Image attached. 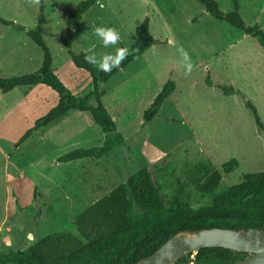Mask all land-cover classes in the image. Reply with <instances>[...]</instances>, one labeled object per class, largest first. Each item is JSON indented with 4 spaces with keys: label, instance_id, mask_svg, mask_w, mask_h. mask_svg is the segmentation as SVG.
I'll use <instances>...</instances> for the list:
<instances>
[{
    "label": "rangeland",
    "instance_id": "374dc122",
    "mask_svg": "<svg viewBox=\"0 0 264 264\" xmlns=\"http://www.w3.org/2000/svg\"><path fill=\"white\" fill-rule=\"evenodd\" d=\"M44 1L42 11V3L30 7L25 0H0V19L25 29L0 21V77L29 75L42 67L44 52L27 33L43 13L52 70L72 95L84 98L93 91V80L75 66L64 44L67 21L85 0ZM217 1L225 12L234 9L235 0ZM238 1L243 19L264 29V0ZM146 18L157 43L102 86V101L125 139L109 157L59 162L69 152L99 147L105 140L90 115L79 111L21 143L57 105L58 95L44 85L0 90V253L74 232L79 214L143 170L165 202L180 196L195 208L210 204V197L194 190L207 169L223 175L215 194L264 171V131L246 107L250 101L264 124V48L215 19L199 0H99L77 26L72 50L85 53L92 44L98 54L130 48ZM92 25L115 27L119 45L104 48ZM179 47L191 57V75L180 66ZM169 81L175 83L174 93L159 115L145 122L144 113ZM220 86L233 87L235 94L225 95ZM231 160L238 167L223 173ZM135 212L140 213L136 205Z\"/></svg>",
    "mask_w": 264,
    "mask_h": 264
},
{
    "label": "trees",
    "instance_id": "16d2710c",
    "mask_svg": "<svg viewBox=\"0 0 264 264\" xmlns=\"http://www.w3.org/2000/svg\"><path fill=\"white\" fill-rule=\"evenodd\" d=\"M99 0H85L76 8L67 21L65 48L72 62L86 71L93 80V91L84 98L72 95L61 79L52 70V55L42 35L45 22L43 13L35 30L28 36L44 52L42 67L35 73L20 77H0V90L3 94L19 87L44 85L58 95V103L48 114L40 118L33 129L21 139L27 140L35 131L46 128L63 118L70 111L88 113L96 125L105 134V140L99 147L76 149L59 158L60 163L84 159H103L109 157L117 148L124 145L125 139L118 131L117 124L105 107L102 96L103 84L107 83L120 70L110 74L97 71L84 60V52L72 50L74 32L81 23L84 14ZM215 19L224 22L236 30L258 41L264 48V29L248 24L240 13L239 1H234L230 12L222 10L217 0H199ZM45 7L42 0L41 10ZM6 25L17 30L22 26L0 19ZM157 40L150 32V20L138 26L134 43L129 48L133 55L124 61L126 69L133 56H142ZM138 50V51H137ZM212 86L210 80L207 81ZM225 95L235 94L233 87H219ZM175 83L169 81L156 97L151 107L144 113L145 122H151L159 115L165 101L174 93ZM94 103L90 104L91 100ZM246 107L251 110L257 127L264 131L257 108L250 102ZM238 167L237 160H231L223 166V173L231 174ZM204 180L195 186L203 198L210 197V204L195 208L187 199L175 196L169 202L160 194L151 182L148 171L143 170L132 176L125 184L115 188L108 196L98 200L74 220V232L62 235L52 234L35 241L24 250H9L0 253V264H138L160 249L171 237L182 231H195L208 228H226L237 230H264V171L249 173L240 184L231 186L215 194L221 185L223 175L214 168L207 169ZM135 205L140 213L135 212ZM248 254L223 248H207L195 255L196 264H233ZM191 255L176 264L190 262Z\"/></svg>",
    "mask_w": 264,
    "mask_h": 264
},
{
    "label": "water",
    "instance_id": "95a60500",
    "mask_svg": "<svg viewBox=\"0 0 264 264\" xmlns=\"http://www.w3.org/2000/svg\"><path fill=\"white\" fill-rule=\"evenodd\" d=\"M207 248H223L248 254L233 264H264V230L208 228L182 231L138 264H176L189 255L193 260L185 264H196L195 255Z\"/></svg>",
    "mask_w": 264,
    "mask_h": 264
},
{
    "label": "clouds",
    "instance_id": "9594fccd",
    "mask_svg": "<svg viewBox=\"0 0 264 264\" xmlns=\"http://www.w3.org/2000/svg\"><path fill=\"white\" fill-rule=\"evenodd\" d=\"M25 3L30 7L40 6L42 0H25ZM93 34L102 42L104 48L119 45L121 41V34L115 27L110 26H91ZM96 45L92 44L85 50L84 60L86 63L92 65L97 71L105 74H110L113 70L123 71L122 65L133 52L128 47H115L112 53L98 54L95 51ZM138 51V50H137ZM180 56V66L184 69L186 76L191 75L193 71V62L189 53L183 48L177 49ZM138 56H133V59H138Z\"/></svg>",
    "mask_w": 264,
    "mask_h": 264
}]
</instances>
